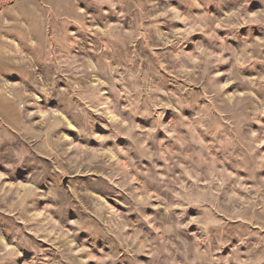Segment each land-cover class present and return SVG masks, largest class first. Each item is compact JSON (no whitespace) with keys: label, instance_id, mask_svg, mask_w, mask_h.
<instances>
[{"label":"rangeland","instance_id":"1","mask_svg":"<svg viewBox=\"0 0 264 264\" xmlns=\"http://www.w3.org/2000/svg\"><path fill=\"white\" fill-rule=\"evenodd\" d=\"M0 264H264V0H0Z\"/></svg>","mask_w":264,"mask_h":264},{"label":"water","instance_id":"2","mask_svg":"<svg viewBox=\"0 0 264 264\" xmlns=\"http://www.w3.org/2000/svg\"><path fill=\"white\" fill-rule=\"evenodd\" d=\"M66 180H67V178H64V180H63V181H64V183H66Z\"/></svg>","mask_w":264,"mask_h":264}]
</instances>
